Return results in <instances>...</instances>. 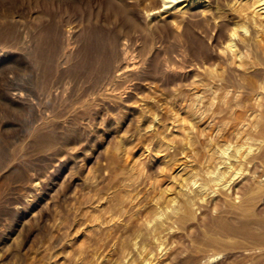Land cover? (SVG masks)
<instances>
[{"label":"rangeland","instance_id":"rangeland-1","mask_svg":"<svg viewBox=\"0 0 264 264\" xmlns=\"http://www.w3.org/2000/svg\"><path fill=\"white\" fill-rule=\"evenodd\" d=\"M154 7L0 0V264H264V9Z\"/></svg>","mask_w":264,"mask_h":264},{"label":"bare ground","instance_id":"bare-ground-1","mask_svg":"<svg viewBox=\"0 0 264 264\" xmlns=\"http://www.w3.org/2000/svg\"><path fill=\"white\" fill-rule=\"evenodd\" d=\"M244 0H233V3H238V9H237V11H239V13L240 14H242V12H244L245 10H247L248 8H250L251 6H253L254 8H255V10H257L256 8H259L258 10H257V12H259V11H262L263 9H264V0H245L244 2H243ZM184 3V2H187V4H180V3ZM154 3H155V7L153 8V9H159V11L160 10H167V11H170L171 9H176V11H178L179 13H181L184 17H186L187 19H195V18H201L203 15H205V13L209 10V7H210V0H154ZM178 4H180L179 6H178ZM158 11V12H159ZM264 11V10H263ZM157 12V11H156ZM246 12V11H245ZM150 14H154V13H149L148 15H150ZM150 25H149V28H151L152 29V27H154V26H156V24H157V21H155V20H152L150 23H149ZM237 25V24H236ZM234 26V25H233ZM240 26L238 25L237 27H235L234 29H233V31L231 32V34H230V37H229V42H228V47L230 48V49H232L233 48V50H234V47L237 45V41H236V37L237 36H239V34H238V32H237V29L239 28ZM150 29V30H151ZM245 29V28H244ZM246 30V29H245ZM264 35V34H263ZM181 36H183V37H186V30L185 31H183L182 32V35ZM12 37V36H11ZM187 38V37H186ZM127 40H128V38L127 37H122L121 39H120V44L123 46V50H122V52H121V55L122 56H120V58H121V61L125 64L124 66L123 65H121L120 67H118L116 70H115V72H116V74L117 75H122L123 73H124V71H127V70H132V69H135L137 66H136V63L134 62V63H131V62H128L127 61V50H126V48H124V45L126 44V42H127ZM262 41V40H261ZM20 42V41H19ZM39 42V41H38ZM65 42V41H64ZM5 44H7V42L5 43ZM29 44V43H28ZM261 44V43H260ZM262 44H263V42H262ZM1 45V44H0ZM3 45V44H2ZM263 46H264V44H263ZM100 47H101V45H100ZM6 49V48H5ZM99 50H100V48H99ZM1 51H3V50H1ZM15 52H16V47L15 46H11V47H9L8 49H6V51H5V53H3L5 56H9L8 58H9V60L11 61L12 59H13V57H15L14 56V54H15ZM2 53V52H1ZM100 53V52H99ZM3 55V56H4ZM235 55H239V57H241L242 56V53H241V51L239 50V51H237V53H235ZM46 56V55H45ZM244 57V56H243ZM104 63V62H103ZM3 65V64H2ZM7 66V65H6ZM14 66V65H13ZM23 66V65H22ZM1 67V66H0ZM116 68V67H115ZM2 68H0V73H1V70ZM113 73V72H112ZM114 74V73H113ZM10 77V76H9ZM114 77V76H113ZM10 79H12V78H10ZM64 79V78H63ZM224 77H221L220 78V80L221 81H224ZM12 81V84H11V86L10 87H8L9 88V90H8V93H9V96H10V99H11V101H13V102H16V103H20V102H23V101H26V99L29 97V96H32V94L29 92V90L23 85V84H21V83H19V82H17V80H14V79H12L11 80ZM32 82V81H31ZM67 86H68V84H67ZM30 100V99H29ZM46 113V112H45ZM50 114V113H49ZM40 117V116H39ZM36 118V117H35ZM39 120V119H38ZM37 120V121H38ZM36 121V122H37ZM63 121V120H62ZM66 121V120H65ZM37 124V123H36ZM32 125V124H31ZM30 127V126H29ZM25 137H27L26 135H25ZM28 138V137H27ZM251 146V145H250ZM237 150V149H236ZM82 151V150H81ZM238 152H239V150H238ZM249 152V151H248ZM254 152V151H253ZM222 153H227V152H225V151H222ZM235 154V153H234ZM248 154V153H247ZM239 156V155H238ZM245 156V155H244ZM230 158V157H229ZM255 158H257V157H255ZM236 159V158H235ZM247 159V158H246ZM57 161V160H56ZM247 161V160H246ZM231 162V161H230ZM246 163V162H245ZM11 165V164H10ZM8 166V165H7ZM220 167V166H219ZM241 167V166H240ZM224 168V167H223ZM232 168H234L233 166H231V165H227L226 166V168L224 169V170H221V171H217V173H216V176L213 178V181H214V184L218 187V188H222V189H225L226 191L227 190H229V189H232V187L235 189V193L237 194V195H239V194H245L247 191H248V189H249V187L251 186V182L249 181V179L251 178V177H255V175H254V171L252 172V174L250 175L251 177L250 178H245V176L246 175H243L244 176V178L242 179V181L240 182V183H236V184H234L233 185V183H234V180H235V177L237 176V174H239L240 173V169H242V168H238L239 170H237V171H234V172H232V173H230V170L232 169ZM5 170L7 169V167L6 168H4ZM0 170H3V169H0ZM235 170V169H234ZM259 171V170H258ZM4 172V171H3ZM6 172V171H5ZM242 172V171H241ZM262 172V171H261ZM240 175V174H239ZM242 176V177H243ZM241 176H239V178H240ZM257 177V176H256ZM252 179V178H251ZM262 179V178H261ZM19 183V182H18ZM36 183V182H35ZM35 183L33 182L31 185L29 184V187L31 188V187H33L34 185H35ZM194 183H196V181H194ZM197 184V183H196ZM195 185V184H194ZM258 185V184H257ZM221 186V187H220ZM251 188H252V186H251ZM233 189V190H234ZM229 191H231V190H229ZM204 192V191H203ZM202 192V193H203ZM232 192H234V191H232ZM227 194H230V193H227ZM233 195L232 196H234L235 197V195H234V193H232ZM236 195V196H237ZM228 196H230V199L231 200H234L233 199V197H231V195H228ZM222 198V197H221ZM220 197L219 198H216V200H215V202H214V205H213V209H214V212L215 211H217L218 209H220V206H221V204H222V199H221ZM203 199H204V197H203ZM236 199H237V197H236ZM200 200V199H199ZM225 200V199H224ZM226 200H229V198L228 199H226ZM237 202V201H236ZM229 204H230V202H229ZM231 204H233V201L231 202ZM238 204V203H237ZM236 204V205H237ZM233 206H235V203L233 204ZM238 206V205H237ZM236 206V207H237ZM235 207V208H236ZM237 209V208H236ZM237 211V210H236ZM241 214V213H240ZM245 214V213H244ZM239 215V214H238ZM257 215V214H256ZM246 217V216H245ZM23 223V222H22ZM264 223V222H263ZM227 227V226H226ZM237 228H239V227H237ZM1 229V228H0ZM234 232H235V230H233ZM17 233V232H16ZM15 233L13 232H11V233H9L5 238H6V240L5 241H7V240H13V235H14ZM14 238H15V236H14ZM246 239V238H245ZM5 241L3 242V244H1V246H0V249L1 250H3L4 249V247H5ZM8 242V241H7ZM258 248V247H257ZM260 248V247H259ZM263 248V247H262ZM250 250V249H249ZM263 251H261V249L259 250V251H261V252H263V254H264V249H262ZM230 251V250H229ZM251 251V250H250ZM248 252V251H247ZM247 252H246V254H247ZM199 254V253H198ZM262 254V255H263ZM248 256H250V255H248ZM204 257H206V256H204ZM207 257H209V258H212V257H214L215 258V255H209V256H207ZM206 257V258H207ZM209 258H208V260H209ZM206 261H208L207 259H205ZM211 260V259H210ZM204 261V260H203ZM182 262V261H181ZM231 262V261H230ZM249 263V262H248ZM247 264V263H246Z\"/></svg>","mask_w":264,"mask_h":264}]
</instances>
